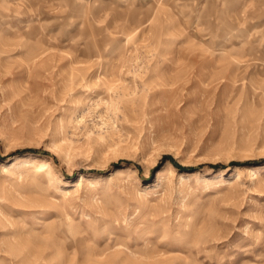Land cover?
<instances>
[{
	"label": "rangeland",
	"instance_id": "374dc122",
	"mask_svg": "<svg viewBox=\"0 0 264 264\" xmlns=\"http://www.w3.org/2000/svg\"><path fill=\"white\" fill-rule=\"evenodd\" d=\"M0 264H264V0H0Z\"/></svg>",
	"mask_w": 264,
	"mask_h": 264
}]
</instances>
